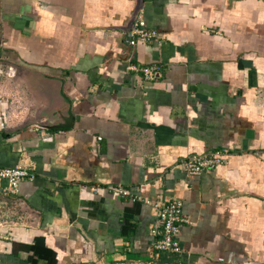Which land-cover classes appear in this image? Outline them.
Returning <instances> with one entry per match:
<instances>
[{"label": "crops", "instance_id": "0c3cea01", "mask_svg": "<svg viewBox=\"0 0 264 264\" xmlns=\"http://www.w3.org/2000/svg\"><path fill=\"white\" fill-rule=\"evenodd\" d=\"M0 167V264H264V0H0Z\"/></svg>", "mask_w": 264, "mask_h": 264}, {"label": "built area", "instance_id": "2783aa9c", "mask_svg": "<svg viewBox=\"0 0 264 264\" xmlns=\"http://www.w3.org/2000/svg\"><path fill=\"white\" fill-rule=\"evenodd\" d=\"M129 36L131 39L147 43H151L157 39V33L148 30L140 16L135 19ZM126 70L140 72L144 80L153 81L158 69L155 66L138 67L128 64ZM224 155L225 153L223 152L215 151L199 156H191L184 161L183 170L188 176L200 175L223 163ZM24 179L33 181L34 175L23 167H0V187L4 184L11 193L17 190L19 182ZM115 193L120 196L128 195L127 191L122 189H116ZM153 207L155 208L161 227L157 233L158 238L152 243L153 250L156 253H180L178 235L181 226L188 222L182 211V203L178 200H171L166 203H154Z\"/></svg>", "mask_w": 264, "mask_h": 264}, {"label": "trees", "instance_id": "16d2710c", "mask_svg": "<svg viewBox=\"0 0 264 264\" xmlns=\"http://www.w3.org/2000/svg\"><path fill=\"white\" fill-rule=\"evenodd\" d=\"M172 262H174V260H173V258L171 256L170 257H164V255H162L161 258H160V263L159 264L172 263Z\"/></svg>", "mask_w": 264, "mask_h": 264}, {"label": "water", "instance_id": "95a60500", "mask_svg": "<svg viewBox=\"0 0 264 264\" xmlns=\"http://www.w3.org/2000/svg\"><path fill=\"white\" fill-rule=\"evenodd\" d=\"M135 21V20H134ZM134 21H133V23H134ZM133 23H132V25H133Z\"/></svg>", "mask_w": 264, "mask_h": 264}]
</instances>
